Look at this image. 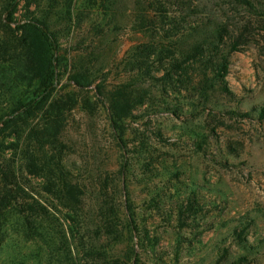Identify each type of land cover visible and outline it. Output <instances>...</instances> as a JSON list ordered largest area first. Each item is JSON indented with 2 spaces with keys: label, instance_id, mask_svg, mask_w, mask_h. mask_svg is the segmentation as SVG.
<instances>
[{
  "label": "rangeland",
  "instance_id": "374dc122",
  "mask_svg": "<svg viewBox=\"0 0 264 264\" xmlns=\"http://www.w3.org/2000/svg\"><path fill=\"white\" fill-rule=\"evenodd\" d=\"M28 2L14 20L46 16L57 36L55 86L43 111L57 100L65 111L64 164L86 191L87 211L97 212L102 185L122 211L117 241L81 225L76 264H264V0ZM8 37L0 25V41ZM142 46L155 53L135 69ZM0 51L1 84L13 49ZM223 62L230 94L219 78ZM128 85L136 105L123 133L114 132L105 96ZM14 132L0 135V264H37L15 228L17 206L45 198ZM130 213L137 231L126 229ZM81 244L100 246L101 260ZM43 255L40 264H68L62 252V263Z\"/></svg>",
  "mask_w": 264,
  "mask_h": 264
},
{
  "label": "trees",
  "instance_id": "16d2710c",
  "mask_svg": "<svg viewBox=\"0 0 264 264\" xmlns=\"http://www.w3.org/2000/svg\"><path fill=\"white\" fill-rule=\"evenodd\" d=\"M21 1H26V10L29 9L31 5L29 0L0 1V25L11 34V38H6L9 41H0V46L4 49V53L11 47L13 49V52L8 54L9 58L6 59L9 62V65H6L7 71H4L5 75L1 76L0 135L12 129L15 131V139L19 140L23 136L15 129L24 125V128L28 130L22 131L25 133L22 138V141H25L24 151H22L24 170L42 182L45 202L31 196V201L26 205L17 206L18 217L15 228L26 237V241L34 246L37 264L41 262L40 254L42 256L49 254L51 261L56 258L57 263H60V252L63 253L64 262L76 264L74 247L77 249L79 245L73 246V243L77 240L82 241L80 238L83 235H78L81 225H84L85 233L91 231L99 234L106 238V242L117 241L121 232L119 226L124 224L122 211L116 203L112 204L114 201H110L111 193L106 185H102L99 189L100 200L96 214L94 210L92 214L90 210H86L88 208L85 205L86 191L73 182L72 174L64 164L67 147L61 140L62 123L60 122L65 111L58 100L50 110L43 111V106L50 98L55 86L56 64L59 62L54 54L59 51L57 36L45 22L46 16L38 18L26 15L21 22H16L14 16ZM12 25H15V31L12 30ZM136 50L135 58L131 63L135 69H138L144 59L149 60L155 53L152 46H142ZM2 52L0 51L1 54ZM3 65L0 62V68ZM218 71L221 74L219 78L223 91L230 94L223 80L227 73V63L223 62ZM71 80L76 86L84 87L82 78L77 75L72 76ZM97 88L98 96L103 97L100 91L101 86ZM130 88L129 85L121 86L115 92L112 91L105 96L109 102L108 117L114 132L123 133L122 124L132 116L135 108L136 102L132 92L129 91ZM40 113H43L42 116ZM38 116H40V122L33 125L32 122ZM238 117H246V115L241 114ZM5 173L3 172L7 179L8 174ZM18 188L20 191V187ZM19 191L16 194L17 197L20 195ZM5 196L9 197L10 194L6 193ZM6 197L4 198L7 199ZM5 209L6 207L0 206V210ZM79 218L83 221L77 224ZM62 219L68 222V228L64 227ZM126 229L128 231L138 229L133 213H130L126 219ZM144 239L148 240L146 231ZM3 240L4 236L0 238V245ZM81 247V252L95 255L99 261L101 260L103 251L100 246L97 248L95 244H88ZM99 263L108 264L105 261Z\"/></svg>",
  "mask_w": 264,
  "mask_h": 264
}]
</instances>
